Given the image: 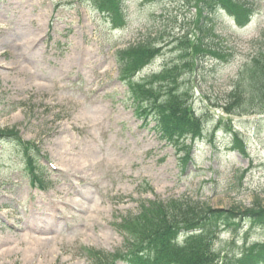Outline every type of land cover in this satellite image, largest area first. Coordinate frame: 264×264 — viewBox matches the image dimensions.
I'll use <instances>...</instances> for the list:
<instances>
[{
  "label": "rangeland",
  "instance_id": "rangeland-1",
  "mask_svg": "<svg viewBox=\"0 0 264 264\" xmlns=\"http://www.w3.org/2000/svg\"><path fill=\"white\" fill-rule=\"evenodd\" d=\"M126 4V25L113 29L79 0H0V62L9 64L0 69V130L13 129L34 144V165L48 187L43 191L30 183L20 147L0 137V264H91L81 248L112 253L122 247L114 224L136 213L141 200L189 196L217 208L264 203L260 105L247 100L245 109L253 112L248 115L236 109L226 116L220 108L260 47L252 41L264 28V0H255L259 13L243 28L218 11L220 39L212 46L233 55L223 64L205 61L180 80L191 87L193 109L205 119L204 137L191 150L204 169L189 163L185 170L182 153L160 139L154 121L148 117L145 125V115L135 116L114 51L148 39L163 50L140 76L172 60L185 71L186 59L173 40L181 29L194 27V9L185 0ZM220 118L213 139L220 150L212 156V130ZM229 126L244 140L247 156L229 150ZM68 164L82 169L70 172ZM35 222H44L43 228ZM27 228L52 242L35 243L39 249L27 253L30 244L22 238ZM244 230L251 243L264 241L263 228L247 224ZM230 238L219 232L214 251L223 255Z\"/></svg>",
  "mask_w": 264,
  "mask_h": 264
},
{
  "label": "trees",
  "instance_id": "trees-1",
  "mask_svg": "<svg viewBox=\"0 0 264 264\" xmlns=\"http://www.w3.org/2000/svg\"><path fill=\"white\" fill-rule=\"evenodd\" d=\"M91 6L109 20L115 27H123L126 20L125 0H79ZM189 8L195 7L194 27L181 29L182 34L173 40L180 48L177 52L186 61V70L180 71L178 62H165L162 68L152 74L135 77L144 66L150 64L163 49L158 43L148 39L138 40L117 53L120 79L127 83L133 97L136 115L154 120V129L161 139L176 148L185 149L189 156L190 147L185 145V137L195 140L201 135L203 124L194 116L191 107V87L181 85L180 80L198 69L207 56L220 55L213 49L212 42L217 37L210 20L219 3L230 0H185ZM240 1V0H239ZM238 8V13L245 9ZM264 39V33L260 40ZM256 41L263 45L264 41ZM162 55V54H161ZM242 72V78L230 92L222 105L226 114L237 109L240 114H249L247 100L260 105L259 113L264 114V47H259L250 56ZM244 75V76H243ZM0 135L17 136L13 130L0 131ZM16 139V138H15ZM22 146L28 166L31 168L32 156L29 142ZM236 146L244 153V147L234 134ZM241 216L255 224L264 225V203L259 200L250 205H231L215 208L211 204L191 197L168 198L166 200L141 201L136 213H127L115 223L123 234L122 248L112 253L91 250L93 264H108L123 259L133 264H215L214 254L210 251L207 238L217 223H228ZM199 231L193 232L195 230ZM178 234L185 237L177 244ZM264 251V244L258 246ZM252 255L248 252L247 256ZM222 264H234L227 258Z\"/></svg>",
  "mask_w": 264,
  "mask_h": 264
},
{
  "label": "bare ground",
  "instance_id": "bare-ground-1",
  "mask_svg": "<svg viewBox=\"0 0 264 264\" xmlns=\"http://www.w3.org/2000/svg\"><path fill=\"white\" fill-rule=\"evenodd\" d=\"M10 34H11V32L9 31V34L6 35L7 38H8V36ZM14 60H17V58H14ZM15 64L17 65V68H21V65L18 62H16ZM2 68L9 69V64H4V63L0 62V69H2ZM74 165H76V164H68V169H69L70 172H77L78 170L82 169L81 165H78V166H75V167H74ZM47 228H48V226H46V228L44 230H46ZM25 240L27 241V243L30 244V247L28 248L29 250H27V249L25 250L27 253L28 252L32 253V252H34V251L39 249V246L37 247V246L34 245L35 243L43 245V244L52 242V240H49V239L48 240L25 239Z\"/></svg>",
  "mask_w": 264,
  "mask_h": 264
}]
</instances>
